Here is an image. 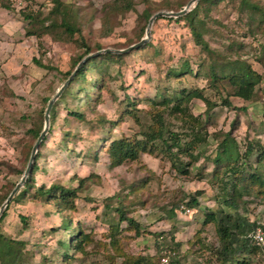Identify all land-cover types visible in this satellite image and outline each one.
<instances>
[{
    "label": "rangeland",
    "instance_id": "1",
    "mask_svg": "<svg viewBox=\"0 0 264 264\" xmlns=\"http://www.w3.org/2000/svg\"><path fill=\"white\" fill-rule=\"evenodd\" d=\"M58 1L78 33L58 41L56 35L37 30V35L23 36L13 48L3 33L4 17L21 23L25 35L31 23L23 14H32L47 26L54 3L1 0L8 9L0 7V205L27 163L34 143L28 132L42 128L44 99L53 96L83 53L79 36L91 53L96 47L124 49L137 42L146 26L140 21L143 11L150 16L176 12L187 3ZM253 1L264 9V0ZM193 20L207 49L193 43L184 21L156 19L147 46L91 67L84 82L73 83L55 103L54 119L37 149L33 187L15 195L0 218V235L25 244L24 264H264L256 251L222 263L215 222L207 218L223 209L249 225L264 221V18L240 0H217L200 4ZM19 23L12 21L10 31L18 30ZM184 63L191 74L165 79L169 69L180 71ZM239 63L258 73L259 81L251 101L228 97L224 106L233 88L226 77L211 81L208 70L213 66L217 75L231 76ZM195 93L206 103L183 102ZM174 97L184 107L182 114L170 111ZM162 99L170 104L164 108L152 104ZM204 104L212 108L207 110ZM157 112L169 115L165 127L177 134L179 150L175 147L168 155L165 145L155 140L150 154L139 151L135 158L112 166L108 158L112 148L124 139L142 142ZM178 115L201 117L197 139L189 132L193 124ZM223 140L221 152L217 145ZM178 163L185 166L183 173L172 166ZM51 186L75 189V197L36 192ZM226 201L236 209L226 208ZM121 213L131 223L120 221ZM74 231L85 237L79 252L62 244Z\"/></svg>",
    "mask_w": 264,
    "mask_h": 264
},
{
    "label": "trees",
    "instance_id": "2",
    "mask_svg": "<svg viewBox=\"0 0 264 264\" xmlns=\"http://www.w3.org/2000/svg\"><path fill=\"white\" fill-rule=\"evenodd\" d=\"M188 1L189 0H187V2ZM215 1L217 0H199L196 2L195 6L187 14H185L182 17L174 19L176 20V22H179L181 20L184 21L192 37L193 43L195 45H201L205 49H207V46L205 43L202 42L201 35L200 33H198L197 28L194 25L195 23L193 20V16H194V12H196L197 9L200 7V4L202 3L211 4V3H214ZM53 3H54V6L49 12V18L47 17V20L49 21L47 26L42 25V23H37L38 20L36 19V16L29 14V13L23 14V18L27 20V22L31 23V25H29L31 26V29L26 31L25 36H32L35 34L37 35V30H40L41 34L46 33L52 36L56 35L57 36L56 40L65 41V40H69L73 36V34L78 33L79 29L74 24L72 16L70 17L68 11L65 9V5L60 3L58 0H53ZM240 4L243 7H248V9H250L252 12L262 13V18H264V9H262L261 6L258 5L257 1L240 0ZM182 6L183 5H181V7ZM0 7L5 10L8 9L4 4L1 3V0H0ZM125 8L126 6L123 7V9ZM149 17H150V13L147 11H143L142 15L140 16V21H143L146 23ZM33 21L34 23L37 24L38 26L37 29L35 27V24L34 26L32 25ZM141 29L143 30L145 29V27ZM141 29H140V35L138 36L137 42L143 36V31ZM79 40H80L79 47L83 49V53L75 61L72 62V69H74L76 64L84 56L91 54L90 48L88 47V45L84 43V38L79 36ZM145 46H147V44H145L142 47L144 48ZM142 47H140L139 49H141ZM99 50H102V49H100V47L95 48V52ZM208 52H209V49H208ZM124 55L126 54H122V55L101 54V55H98L86 61L75 73L74 77L69 82V84L66 86V88L63 90V92L58 97V99L53 103L50 109V112H49V123L54 119V115H52V112H53L52 110H53L55 103L58 100H60L62 97H64V95L67 94L68 89L73 83H76L78 81L83 83L84 75L91 69V67H94V66L99 67L102 61H110L111 58L120 60V58L122 59ZM235 70H236V73L232 74L231 76L217 75V72L215 71L213 66H211L208 70V75L211 81H216L217 77H220V78L226 77L228 78V82L230 86L233 88L231 93L227 96L226 100L224 99V101L222 102L224 106H228L229 104L228 97L237 98L245 102L251 101L253 98V88L259 81V75H257L258 73H255L250 67L245 66L244 63H239ZM72 71L70 72L68 71L66 74H64V77L67 78ZM191 72L192 71L189 68V66L186 63H184V66L182 70L180 71L169 69L165 74V79L168 80L172 78L174 80H178L182 75L191 74ZM49 99L48 98L44 99V102L47 103ZM172 100H173L172 101L173 104L170 107V111L179 112L182 114L184 112V109H183L184 107L180 108V101L176 102L175 97ZM185 100L186 101H183L185 104L189 103L191 100H200L206 103V100L202 97L200 93H195L194 95H188L185 97ZM152 104L158 107L164 108L170 104V100L162 99L160 102H156V103L152 102ZM204 105L207 106L206 108L207 110H210L212 108L211 107L212 105H209V106L206 104ZM71 114H72L71 116L75 117L76 119L81 120L83 118V115L81 114H77V113H71ZM161 114L162 113L157 112L151 116V122H152L153 127H151L150 132L147 135L144 133L145 134L143 136L144 144H143V141L142 142L133 141L132 143H128L124 139L118 142L116 147L112 148L111 153L110 152L108 153V158L112 166H116L122 163L124 160H130L132 158H135L139 151L148 152L150 154L153 151L152 150L153 147L151 146V144L155 140L160 141L162 145H165L164 152L167 153L168 155L171 154V150L174 149L175 147L178 148L179 150L180 148L179 140L177 141L176 138H174V136L176 137L177 134L169 132V129H167L168 127H165V121H166L167 116L169 115H161ZM178 116H180L182 120H186L185 123H187L188 121L189 125L193 124L192 126H190L191 128L189 129V132L191 134L192 132H194L193 139H197V137L200 134L199 131H201V119H200L201 117L200 116L193 117L192 115H178ZM103 123L104 121L99 122V124H101L99 128L103 126ZM40 131H41V127H38L37 129H33L29 131L28 133L31 135L32 139L35 141ZM168 137H173V139L166 141ZM44 140H45V137L40 143L38 150L42 146ZM147 144H149L150 146V147L148 146V149H146ZM188 144L189 146H191L193 142L188 143ZM217 146L219 149H221V152H224L226 142L223 140ZM38 150L35 154V157H34V160L31 166V170L23 186L18 190L19 193L17 192L15 194L16 196H18L21 192L24 193V191L33 187V176L32 175L36 169L35 161L39 156ZM249 150L247 151V154H249ZM196 158L197 157H194L195 160ZM218 159L219 158L217 155L213 159V161H215L216 163ZM172 166L177 172H180V173H183V170L185 169L184 168L185 166L180 165L179 163L177 165L174 164ZM83 181L84 180L82 179L79 180V184H81ZM54 191H58L62 199H65V196H64L65 194H68L71 197L73 196V198L75 197V194H76L75 189H64L60 186H51L46 190L37 189L36 192L38 194L40 193L42 195H48V194L53 193ZM15 195L12 198V200H14V198L16 197ZM192 204L195 205V202L192 201ZM223 204L228 209H233V210L236 209V205L233 202L226 201ZM57 206L62 208L65 205L58 204ZM65 210H66V207H65ZM3 217H4V213L1 215L0 218L2 219ZM119 218H120L119 219L120 221H126L127 223H131L130 219L125 218L122 213L119 215ZM207 218L215 222L216 234L221 243L220 251L217 252V254L221 258L222 263H228L232 261L234 257L240 256L242 252L250 254L256 251L259 256L261 255L260 250L257 247H254L251 244H249L247 236L250 233L254 232L257 227H261L262 229H264V221L261 224L256 223L255 226L251 224L249 225L247 224L246 220L243 219L241 216L239 215L232 216L230 215V213L225 212L223 209H219L216 213L213 212L212 214L208 215ZM75 232L76 231H74L71 234L67 243L65 244L62 243V244L65 246V248L73 246L72 249L74 251L79 252L81 250V244L85 241V237L82 236L79 233V231H77L76 233ZM24 245L25 244L22 241L11 240L10 238L0 235V264H24V258H25V254L23 252ZM238 264H245V261H239Z\"/></svg>",
    "mask_w": 264,
    "mask_h": 264
},
{
    "label": "water",
    "instance_id": "3",
    "mask_svg": "<svg viewBox=\"0 0 264 264\" xmlns=\"http://www.w3.org/2000/svg\"><path fill=\"white\" fill-rule=\"evenodd\" d=\"M199 0H189L179 11L176 12H172V11H159L156 12L154 14H152L149 19L147 20L145 29H144V35L143 37L136 43L124 48V49H102L99 51H96L94 53L88 54L86 56H84L74 67L73 71L70 73V75L66 78V80L60 85V87L55 91V93L53 94V96L47 101L45 109L43 111V125L41 128V131L39 132L37 138L35 139L30 152H29V156H28V160L27 163L25 165V168L22 172V175L19 179V181L14 185V187L10 190V192L8 193V195L6 196L5 200L2 202V204L0 205V216L2 214V212L4 211V209L7 207V205L11 202L12 198L14 197V195L18 192V190L23 186L30 170H31V166L35 157V154L37 152V149L40 145V143L42 142V140L44 139V137L47 134L48 128H49V112L50 109L53 105V103L58 99V97L61 95V93L63 92V90L66 88V86L69 84V82L72 80V78L74 77L75 73L78 71V69L89 59L94 58L98 55L101 54H113V55H122V54H126L129 53L133 50H137L140 47L144 46L145 44H147L150 40V31H151V26L153 24V22L156 19L159 18H172V19H176L179 17L184 16L185 14H187L191 8H193L196 4V2Z\"/></svg>",
    "mask_w": 264,
    "mask_h": 264
},
{
    "label": "crops",
    "instance_id": "4",
    "mask_svg": "<svg viewBox=\"0 0 264 264\" xmlns=\"http://www.w3.org/2000/svg\"><path fill=\"white\" fill-rule=\"evenodd\" d=\"M13 17H4V22H3V25H4V27H3V33L5 34V37L6 38H8V41L10 42L9 43V45L12 47L13 46V48H14V45L16 44V43H18L19 41L18 40H20V38H22L23 36H25L24 35V33H23V28L21 27V23H19V22H16V21H14V20H11ZM13 21V23H19V29L18 30H16V28H15V30L13 31V32H11L10 31V26H11V22ZM12 26H14V25H12ZM10 47H8L6 50H8ZM10 50V49H9Z\"/></svg>",
    "mask_w": 264,
    "mask_h": 264
},
{
    "label": "built area",
    "instance_id": "5",
    "mask_svg": "<svg viewBox=\"0 0 264 264\" xmlns=\"http://www.w3.org/2000/svg\"><path fill=\"white\" fill-rule=\"evenodd\" d=\"M247 238L249 244L257 247L260 250V257L264 261V229H262L261 227H257L254 232L250 233L247 236Z\"/></svg>",
    "mask_w": 264,
    "mask_h": 264
}]
</instances>
